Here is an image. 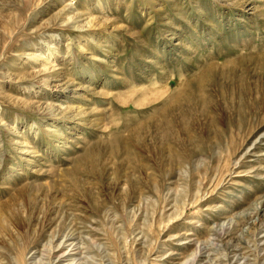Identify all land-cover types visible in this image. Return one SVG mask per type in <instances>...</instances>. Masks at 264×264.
I'll return each instance as SVG.
<instances>
[{
	"label": "rangeland",
	"instance_id": "1",
	"mask_svg": "<svg viewBox=\"0 0 264 264\" xmlns=\"http://www.w3.org/2000/svg\"><path fill=\"white\" fill-rule=\"evenodd\" d=\"M263 134L264 0H0V264H264Z\"/></svg>",
	"mask_w": 264,
	"mask_h": 264
},
{
	"label": "bare ground",
	"instance_id": "2",
	"mask_svg": "<svg viewBox=\"0 0 264 264\" xmlns=\"http://www.w3.org/2000/svg\"><path fill=\"white\" fill-rule=\"evenodd\" d=\"M261 136H264V134H263V135H261ZM261 136H260L258 139H260V138H261ZM66 237H67V236H65V237H63V238H64V239H67ZM61 243H62V241H61ZM59 244H60V243H59ZM59 244H58V245H59Z\"/></svg>",
	"mask_w": 264,
	"mask_h": 264
}]
</instances>
